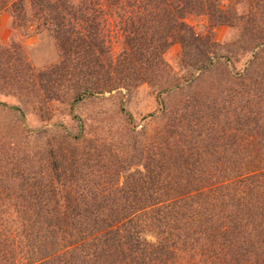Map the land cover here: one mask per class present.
I'll return each mask as SVG.
<instances>
[{"label":"trees","instance_id":"16d2710c","mask_svg":"<svg viewBox=\"0 0 264 264\" xmlns=\"http://www.w3.org/2000/svg\"><path fill=\"white\" fill-rule=\"evenodd\" d=\"M226 1L2 0L1 9L14 32L55 40L59 63L30 72L39 86L57 90L75 82L78 103L158 82L169 73L165 56L176 44L182 60L203 75L213 66L215 42L189 23L192 16L239 29L264 50V0ZM108 26L121 37L117 57L107 46ZM204 99L189 97L176 115L165 103L160 111L174 122L188 121L190 137H200L190 104ZM171 127L159 133V159L129 174L120 189L87 187L94 180L81 170L83 157L48 150L39 159L41 171L21 176L19 196L5 195L22 203L0 208V264H264V123L245 132L242 155L233 159L175 147Z\"/></svg>","mask_w":264,"mask_h":264},{"label":"rangeland","instance_id":"374dc122","mask_svg":"<svg viewBox=\"0 0 264 264\" xmlns=\"http://www.w3.org/2000/svg\"><path fill=\"white\" fill-rule=\"evenodd\" d=\"M1 1L0 208L22 203L5 195L19 196L21 176L41 171L39 159L49 156L50 149L83 157L81 170L90 173L87 179L94 180L87 187L120 189L126 187L129 174L143 171L151 160L159 159V133L172 125L175 134L165 136L170 135L169 142L175 147L196 146L193 156L208 158L212 149L217 158L233 159L242 155L238 147L246 131L252 128L250 131L256 132L257 125L264 123V50L255 48L257 42L239 29L214 27L206 16H192L189 23L215 42L210 49L213 66L203 75L198 65L182 60L183 47L176 44L165 56L169 73L158 82L87 96L74 103L75 82H61L57 90L50 84L39 86L30 72L51 69L59 63L55 40L47 33L14 32ZM111 21L108 24L112 26ZM111 26L106 28V41L113 49L112 56L117 57L121 37ZM196 75L200 78L190 84ZM168 86H174L171 93L164 90ZM195 95L205 98L203 103L190 104V112L197 113L195 127L203 133L200 137L197 133L190 137L188 121L174 122L171 115L160 111L165 103L168 112L179 114L185 101ZM189 154L192 152L185 150L184 155Z\"/></svg>","mask_w":264,"mask_h":264}]
</instances>
